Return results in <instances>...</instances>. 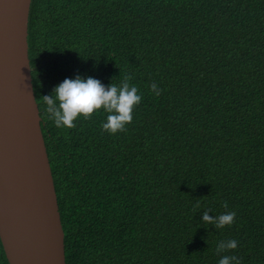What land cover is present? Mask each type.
I'll list each match as a JSON object with an SVG mask.
<instances>
[{"label": "trees", "instance_id": "obj_1", "mask_svg": "<svg viewBox=\"0 0 264 264\" xmlns=\"http://www.w3.org/2000/svg\"><path fill=\"white\" fill-rule=\"evenodd\" d=\"M27 43L65 264H264V0H31Z\"/></svg>", "mask_w": 264, "mask_h": 264}, {"label": "water", "instance_id": "obj_2", "mask_svg": "<svg viewBox=\"0 0 264 264\" xmlns=\"http://www.w3.org/2000/svg\"><path fill=\"white\" fill-rule=\"evenodd\" d=\"M31 0H0V241L8 264H65L28 57Z\"/></svg>", "mask_w": 264, "mask_h": 264}]
</instances>
